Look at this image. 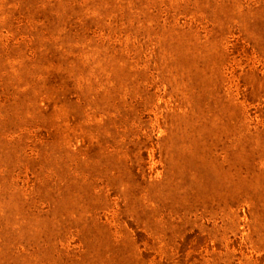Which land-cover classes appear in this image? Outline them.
Segmentation results:
<instances>
[{"label": "rangeland", "instance_id": "obj_1", "mask_svg": "<svg viewBox=\"0 0 264 264\" xmlns=\"http://www.w3.org/2000/svg\"><path fill=\"white\" fill-rule=\"evenodd\" d=\"M0 264H264V0H0Z\"/></svg>", "mask_w": 264, "mask_h": 264}]
</instances>
